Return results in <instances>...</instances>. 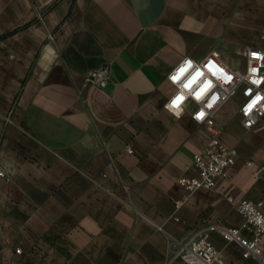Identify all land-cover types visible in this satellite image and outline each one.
<instances>
[{"label":"crops","instance_id":"obj_1","mask_svg":"<svg viewBox=\"0 0 264 264\" xmlns=\"http://www.w3.org/2000/svg\"><path fill=\"white\" fill-rule=\"evenodd\" d=\"M263 24L264 0H0V264H186L169 242L199 231L226 264H259L221 230L244 225L229 196L264 201L246 164L264 163V117L248 129L235 102L220 112L240 158L190 193L179 179L212 134L165 102L183 58L235 62L264 46ZM104 65L107 86L85 82Z\"/></svg>","mask_w":264,"mask_h":264},{"label":"built area","instance_id":"obj_2","mask_svg":"<svg viewBox=\"0 0 264 264\" xmlns=\"http://www.w3.org/2000/svg\"><path fill=\"white\" fill-rule=\"evenodd\" d=\"M49 37L54 38L52 34ZM261 37L264 40V24ZM236 54L239 59L235 62L226 61L216 48L199 59L185 57L167 75L173 91L165 102V108L178 116L190 110L193 119L205 125L212 134L208 144L194 154V174L183 175L179 179L180 186L190 193L200 188L215 187L218 179L240 158L238 148L226 145L221 139L220 112L235 102L241 122L248 129L257 126L264 117V46H242ZM110 78L109 67L104 65L90 69L83 79L105 87ZM246 164L256 165L257 173L264 176V163L256 164L250 159ZM0 176L6 177L2 168ZM186 198L176 201V208ZM229 200L244 217V225L222 229L223 237L228 242L236 241L241 245L243 258H256L259 264H264V201L236 199L234 196H229ZM16 251L21 253L22 249L17 248ZM169 251L180 256L186 264H226L207 231L196 232L184 240H170Z\"/></svg>","mask_w":264,"mask_h":264},{"label":"rangeland","instance_id":"obj_3","mask_svg":"<svg viewBox=\"0 0 264 264\" xmlns=\"http://www.w3.org/2000/svg\"><path fill=\"white\" fill-rule=\"evenodd\" d=\"M233 56H234L236 59H239L238 56H235V54H233ZM5 172H6V171H5ZM11 178H12L11 174H7V173H6V177H5V179L7 180V182L11 181Z\"/></svg>","mask_w":264,"mask_h":264},{"label":"bare ground","instance_id":"obj_4","mask_svg":"<svg viewBox=\"0 0 264 264\" xmlns=\"http://www.w3.org/2000/svg\"><path fill=\"white\" fill-rule=\"evenodd\" d=\"M46 57L48 58V60L49 59H52V58H55V55H54V53H48L47 55H46ZM45 60V59H44ZM49 62V61H48Z\"/></svg>","mask_w":264,"mask_h":264},{"label":"snow or ice","instance_id":"obj_5","mask_svg":"<svg viewBox=\"0 0 264 264\" xmlns=\"http://www.w3.org/2000/svg\"><path fill=\"white\" fill-rule=\"evenodd\" d=\"M181 71H183V69H181ZM173 79H175V77H173ZM177 99H179V97H178ZM174 103H175V102H174Z\"/></svg>","mask_w":264,"mask_h":264}]
</instances>
